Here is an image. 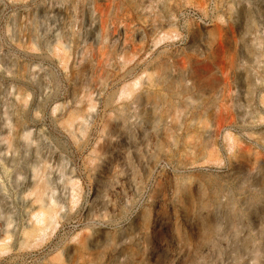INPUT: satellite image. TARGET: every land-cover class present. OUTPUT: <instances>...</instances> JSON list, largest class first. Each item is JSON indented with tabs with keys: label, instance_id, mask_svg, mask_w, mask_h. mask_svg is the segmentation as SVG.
<instances>
[{
	"label": "rangeland",
	"instance_id": "1",
	"mask_svg": "<svg viewBox=\"0 0 264 264\" xmlns=\"http://www.w3.org/2000/svg\"><path fill=\"white\" fill-rule=\"evenodd\" d=\"M0 264H264V0H0Z\"/></svg>",
	"mask_w": 264,
	"mask_h": 264
},
{
	"label": "bare ground",
	"instance_id": "2",
	"mask_svg": "<svg viewBox=\"0 0 264 264\" xmlns=\"http://www.w3.org/2000/svg\"><path fill=\"white\" fill-rule=\"evenodd\" d=\"M47 211H49V209H48ZM47 211H46V212H47ZM49 212H50V211H49ZM47 214H48V213H47ZM49 214H50V213H49Z\"/></svg>",
	"mask_w": 264,
	"mask_h": 264
}]
</instances>
